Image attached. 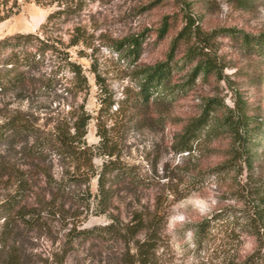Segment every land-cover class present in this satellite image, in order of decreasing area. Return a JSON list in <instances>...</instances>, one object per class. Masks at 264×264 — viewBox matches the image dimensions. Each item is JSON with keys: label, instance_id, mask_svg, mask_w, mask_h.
<instances>
[{"label": "rangeland", "instance_id": "374dc122", "mask_svg": "<svg viewBox=\"0 0 264 264\" xmlns=\"http://www.w3.org/2000/svg\"><path fill=\"white\" fill-rule=\"evenodd\" d=\"M186 13L195 22L193 28L204 32L227 27L264 31V0H21L20 11L0 22V39L35 32L62 54L59 49L48 51L32 71L46 84L4 93L0 109L2 114L26 112L45 133L59 124L72 127L81 112L88 114L87 144L98 146V130L105 132L116 156L141 178L137 189L120 193L111 213L128 219L135 210L153 209L157 199L167 212L158 250L160 264H264L260 201L264 150L250 166L236 155L237 144L230 134L196 146L189 154L172 148L174 135L200 113L207 98L217 97L233 106L239 92L243 99L261 106L264 118V83L248 78L256 58L246 56L232 38L219 36L215 46L224 79L200 75L187 92L175 99L170 93L154 102L150 98L148 106L139 97V71L168 59L174 37L188 22ZM166 16L168 31L161 37ZM141 34L142 50L136 59L129 47H114L117 41ZM192 41L180 40L173 50L172 83L187 80L194 63L185 64L184 54ZM63 52L80 66L81 75L61 58ZM50 153L46 165L55 177H65L68 161ZM104 160L97 155L92 161L100 168ZM215 168L223 169L215 172ZM90 183L95 192L97 178ZM214 215L217 225L200 240L197 224ZM49 223L46 231L33 233L29 244L35 264L61 252V241L72 225L102 226L109 219L82 209L76 216L57 215ZM112 252L111 245L107 251L103 244L87 242L68 253L63 264H104Z\"/></svg>", "mask_w": 264, "mask_h": 264}, {"label": "trees", "instance_id": "16d2710c", "mask_svg": "<svg viewBox=\"0 0 264 264\" xmlns=\"http://www.w3.org/2000/svg\"><path fill=\"white\" fill-rule=\"evenodd\" d=\"M20 8L21 0H0V22L17 14ZM184 17L188 22L174 37L168 59L139 71V97L145 105L150 104V98L153 102L167 98L165 95L168 93L175 99L193 87L200 75L224 79L216 54L218 47L215 46L219 36L232 38L246 56L256 58L248 78L264 83V31L249 33L227 27L204 32L198 26L193 28L195 22L190 14L186 13ZM167 18L164 17L159 30L161 37L168 31ZM143 37L141 34L125 38L115 42L114 47L117 50L129 47V54L136 59L142 50ZM191 39L193 41L187 46L184 57L185 64L194 65L186 82L172 83L173 50L180 40L189 43ZM58 49L35 32H17L1 38L0 96L25 86L46 84L32 71L37 69L40 59L48 51ZM58 52L62 54L60 49ZM61 58L73 72L81 75L80 66L70 62L68 54L63 52ZM260 109L259 104L243 99L239 92L233 106L226 105L217 97L207 98L200 113L189 119L174 135L172 148L177 153L189 154L196 146L230 134L237 144L235 153L238 158L252 166L259 151L264 150V118ZM2 112L0 109V264H35L36 261L32 260L34 254L29 251L33 233L49 229L50 220L57 215L76 216L82 209L107 215L109 223L83 228L72 225L61 241V252L55 253L52 260L41 258L40 264H63L68 253L87 242L103 244L107 251L111 245L113 255L104 264H160L158 250L167 223V212L159 206L157 199L153 209L135 210L128 219L111 213L120 193L137 189L141 178L133 166L116 156L114 145L108 141L105 132L98 130L101 138L98 146L87 144L85 135L91 119L88 114L81 112L72 127L59 124L53 131L45 133L26 112ZM48 152L68 161L70 169L65 177H55L51 166L46 165ZM97 155L105 158L100 168L95 167L92 161ZM93 177L97 178L95 192L90 183ZM260 201L263 212L264 197ZM216 222V215L199 222L196 237L201 240L202 236H209Z\"/></svg>", "mask_w": 264, "mask_h": 264}]
</instances>
